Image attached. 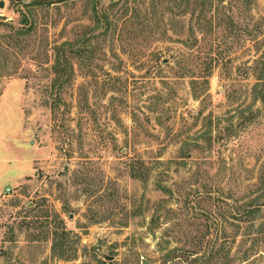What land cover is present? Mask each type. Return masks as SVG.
<instances>
[{"label": "rangeland", "instance_id": "1", "mask_svg": "<svg viewBox=\"0 0 264 264\" xmlns=\"http://www.w3.org/2000/svg\"><path fill=\"white\" fill-rule=\"evenodd\" d=\"M224 1L0 0V264H264V0Z\"/></svg>", "mask_w": 264, "mask_h": 264}, {"label": "trees", "instance_id": "2", "mask_svg": "<svg viewBox=\"0 0 264 264\" xmlns=\"http://www.w3.org/2000/svg\"><path fill=\"white\" fill-rule=\"evenodd\" d=\"M186 0H182L183 3H185ZM189 3V2H188ZM204 3L207 4V12H211L212 9H216L219 11L220 9V5H224L225 1L224 0H204ZM112 6L115 5L114 2L111 3ZM126 8H122V13L118 18H121L123 16V14H125ZM115 18V17H114ZM99 21L101 20V22L103 23V25L105 26V28H108L107 30H109L111 28V25L113 24V22L110 19V15L107 14L106 12L101 15L98 19ZM192 35H190L191 37H193L194 41H191L190 39H188V43L190 45V47H194V43L197 42V38L195 37V32L191 33ZM190 37V38H191ZM217 46V45H216ZM215 45L213 43H210L209 45H207V48L205 49L203 55H204V60L203 62H205L206 64L212 65V61H214V57H213V49H214ZM64 52L58 51L56 53V59H55V65H54V72H55V80H54V85L55 86H63L64 84V78L65 76L69 73V64L66 62L65 60V55H63ZM263 67H264V60L262 63ZM210 71H208L207 75L203 76L202 78L204 79V84L206 85L205 91H207V87H208V83H209V77H210ZM261 76V77H260ZM259 79H257V83H256V88H255V92H256V96L257 98L261 99L262 102L264 101V69L261 71V75H260ZM159 187H161L159 185ZM163 189H165L166 191H169V189L167 187H162ZM262 206H264V201L263 202H258L257 200L254 202H251L249 205L246 206L245 208V212H254V211H250L256 209V208H261ZM56 218H55V224L56 227L53 229H50L52 231V235H53V249L54 251H56L57 249L60 250V252L63 253H67L68 252V237H69V232L66 230L65 225H64V220L61 218V216L58 213H55ZM58 220V221H57ZM48 228L51 227V224L48 223Z\"/></svg>", "mask_w": 264, "mask_h": 264}, {"label": "water", "instance_id": "3", "mask_svg": "<svg viewBox=\"0 0 264 264\" xmlns=\"http://www.w3.org/2000/svg\"><path fill=\"white\" fill-rule=\"evenodd\" d=\"M4 6H5L4 2H0V8H4ZM144 264H146V263H144Z\"/></svg>", "mask_w": 264, "mask_h": 264}, {"label": "built area", "instance_id": "4", "mask_svg": "<svg viewBox=\"0 0 264 264\" xmlns=\"http://www.w3.org/2000/svg\"><path fill=\"white\" fill-rule=\"evenodd\" d=\"M9 192H11V189H10V188H8V189L6 190V193H9Z\"/></svg>", "mask_w": 264, "mask_h": 264}]
</instances>
